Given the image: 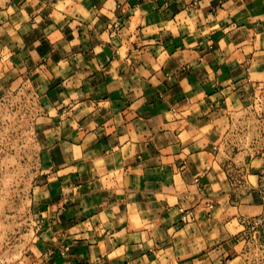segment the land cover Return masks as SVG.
Returning a JSON list of instances; mask_svg holds the SVG:
<instances>
[{"label": "crops", "instance_id": "obj_1", "mask_svg": "<svg viewBox=\"0 0 264 264\" xmlns=\"http://www.w3.org/2000/svg\"><path fill=\"white\" fill-rule=\"evenodd\" d=\"M115 3L0 7L5 264H257L235 240L264 209V0Z\"/></svg>", "mask_w": 264, "mask_h": 264}, {"label": "rangeland", "instance_id": "obj_2", "mask_svg": "<svg viewBox=\"0 0 264 264\" xmlns=\"http://www.w3.org/2000/svg\"><path fill=\"white\" fill-rule=\"evenodd\" d=\"M2 151H0V155H2V157H7L5 156L6 154L8 155H12V154H23V150L24 148H16L15 150H10V148L7 147V149L1 148ZM27 150V148L25 149ZM216 150V149H215ZM28 151V150H27ZM5 165V162L3 163ZM7 165H9V163H6ZM264 167H262L259 172H258V181H257V185L255 186L256 191L258 192V194L262 197L263 201H264V196L262 193H260L259 191V187L260 185L262 186V184L264 185V178L262 179V175L260 174V171L263 169ZM261 175V176H260ZM261 177V179H259ZM6 179H2V181H0V189L2 187H4V183L3 181H5ZM243 179L240 177L239 181H242ZM235 182L237 180H234ZM1 196V194H0ZM188 211V210H187ZM191 214L192 212L189 211ZM192 218H193V214H192ZM252 219H259L261 223L258 224L257 227L255 228H251L250 225H248L247 221L252 220ZM192 220V219H191ZM190 220V221H191ZM189 221V222H190ZM240 223L242 225V230L240 231V233L238 234V236H236V243H241L242 250H248V248L251 251L252 254V261L260 264V263H264V209L263 211L255 216L252 217H247V218H242L240 220ZM2 221L0 220V225H2ZM3 226V225H2ZM28 228V226H27ZM3 230L5 231V233L7 234L9 231H7V227L3 226ZM11 233L10 234H14V235H19L21 234L23 231V228H21V233H19V230L17 227H15L13 230H10ZM21 244L18 242V240L15 239H11L10 242H8L7 245H5L4 247L0 248V259L4 260V253L6 252H17L20 250V246ZM245 250V251H246Z\"/></svg>", "mask_w": 264, "mask_h": 264}, {"label": "clouds", "instance_id": "obj_3", "mask_svg": "<svg viewBox=\"0 0 264 264\" xmlns=\"http://www.w3.org/2000/svg\"><path fill=\"white\" fill-rule=\"evenodd\" d=\"M34 2H38V0H34ZM232 0H229V3H231ZM7 3V0H0V7H3L5 4ZM77 3H78V0H77ZM205 3H208V0H205ZM69 4H73V0H62V4H61V7H66L67 5ZM116 7V3H115V0H107V4L105 6V11L107 12V10L111 9V10H114ZM76 10L82 12L84 18H87L88 17V13L87 12H84L83 9L81 8H77ZM14 11V9L12 8H8L7 9V12L5 13H0V15H7L9 13H12ZM238 11V9H237ZM136 13L137 15H142V13L140 12L139 8H137L136 10ZM107 14L111 17V12H107ZM223 16V14H221ZM24 19L27 20L28 19V16L27 14H24ZM57 19H63L62 16H58ZM112 19H114V17H112ZM213 19L211 16L209 17V20ZM40 23V19L39 17L37 18V21H36V24H39ZM92 23L95 24L96 21L95 20H92ZM36 24L33 25V28L36 27ZM17 27H19V25H17ZM74 27V26H73ZM57 38H59V34H57ZM79 41H73V43H78ZM211 42H209L210 44ZM97 51H99V49H97ZM5 52H7V49H5ZM32 55H35V53H32ZM5 61H7V56H5ZM62 66H66V62H64V64H62ZM4 78V72L3 70H0V79H3ZM67 103V101H66ZM102 107H107L106 104H102L101 105ZM88 111H92L91 108H88V107H85L84 108V112H88ZM52 115H55V110L52 111L51 113ZM83 114V113H82ZM75 123L73 122V127H75ZM92 128H96V125L95 124H92L91 125ZM95 136L94 135H89L88 139L89 140H92L94 139ZM82 148L83 146L81 147H78L75 149V152H76V158L77 159H80L81 158V152H82ZM0 151H2V149H0ZM83 159L87 160V159H90V157H83ZM15 161H12V163H14ZM4 162H0V164H3ZM72 171H76L77 169H71ZM82 170V169H81ZM54 179V178H53ZM4 183V188H8V186L12 183V178L9 177L8 179H6L5 181H3ZM0 191L3 192V195L4 196H7L8 195V192L7 191H4L3 189H0ZM164 197H161V199H163ZM6 203V201L0 197V214H2V211H3V207H4V204ZM176 203V200L175 198H172L169 200V204H175ZM173 215H175V212H173ZM123 221H121L122 223ZM174 234V233H173ZM152 235V239H148L147 236L148 234H143L142 236L141 235H132L130 237V239L132 240H137L138 242V246H139V240L140 239H145L146 240V243L148 244L149 247H151L153 245V241L156 237V234L155 233H151ZM118 237L120 238H123L124 237V233H118L117 234ZM160 239H162L163 237H159ZM108 243H111V238L109 239ZM8 244V238H7V235L5 233V231L3 230V226L0 225V248L4 247L5 245ZM105 247V244H101V248H104ZM126 251V245L120 247L119 249L113 251L111 253V255L109 256V259H112V258H115V257H121L123 258V255H124V252ZM181 251H183V249H181ZM18 258V257H17ZM146 259V258H145ZM0 264H5V260L3 259H0Z\"/></svg>", "mask_w": 264, "mask_h": 264}, {"label": "built area", "instance_id": "obj_4", "mask_svg": "<svg viewBox=\"0 0 264 264\" xmlns=\"http://www.w3.org/2000/svg\"><path fill=\"white\" fill-rule=\"evenodd\" d=\"M214 149H216V148H214ZM260 174L262 175V176L261 175L260 176L263 179L264 178V168L260 171ZM261 177L259 179H261ZM259 191L264 196V185L263 184H262V186L260 185ZM180 214H181L180 221L182 223H187L192 219V214L189 211L184 210L183 208L180 209ZM247 222H248L247 224L250 225L252 229L257 227L258 224L261 223L259 219H252V220H249ZM64 249H67V247L65 246ZM260 264H264V263H260Z\"/></svg>", "mask_w": 264, "mask_h": 264}]
</instances>
